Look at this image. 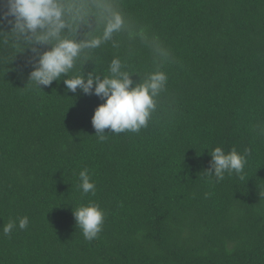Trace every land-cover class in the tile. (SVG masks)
<instances>
[{
	"label": "trees",
	"instance_id": "obj_1",
	"mask_svg": "<svg viewBox=\"0 0 264 264\" xmlns=\"http://www.w3.org/2000/svg\"><path fill=\"white\" fill-rule=\"evenodd\" d=\"M65 6L62 38L102 40L67 78L102 79L118 58L134 83L168 79L147 127L105 129L101 141L91 120L104 101L63 77L38 88L32 49L49 46L0 24V264H264V0ZM116 14L122 25L103 40ZM216 147L244 156L242 172L205 175ZM82 170L95 194L83 192ZM89 204L104 213L91 242L73 215Z\"/></svg>",
	"mask_w": 264,
	"mask_h": 264
},
{
	"label": "clouds",
	"instance_id": "obj_2",
	"mask_svg": "<svg viewBox=\"0 0 264 264\" xmlns=\"http://www.w3.org/2000/svg\"><path fill=\"white\" fill-rule=\"evenodd\" d=\"M6 4V11L0 13V24L7 23L11 32L23 37L30 44L47 45V50L40 52L34 48V58L29 61L32 71L29 81L41 89L50 86L53 81L63 77L66 89L75 93L79 89L85 95H96L104 102L95 110L91 123L99 139H105V129L119 134L125 131L139 132L147 127L151 112L155 109L154 97L165 87L167 75L157 71L152 73L142 83H134L128 72L122 71L121 61L114 58L109 65L108 76L79 75L71 79L67 74L74 68L76 60L85 48L98 47L101 38L90 41L77 42L73 39L62 38L61 33L69 26L65 19V0H0ZM122 25L119 14L113 16L107 23L103 40ZM210 166L203 173L208 177H215L216 182L223 180L227 172L239 174L242 172L246 159L235 149L225 152L216 147L211 153ZM81 188L84 193L95 194V184L90 182L87 170L80 172ZM76 227L82 230L85 240L91 242L98 238L102 231L104 213L99 205L89 204L73 210ZM28 218L19 220V227L26 228ZM15 227V222L4 226V233L8 234Z\"/></svg>",
	"mask_w": 264,
	"mask_h": 264
}]
</instances>
